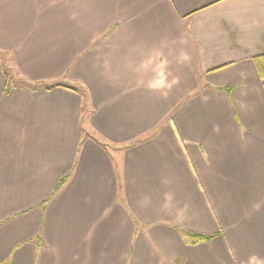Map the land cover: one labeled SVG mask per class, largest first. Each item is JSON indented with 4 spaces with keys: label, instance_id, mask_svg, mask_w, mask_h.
Masks as SVG:
<instances>
[{
    "label": "crops",
    "instance_id": "0c3cea01",
    "mask_svg": "<svg viewBox=\"0 0 264 264\" xmlns=\"http://www.w3.org/2000/svg\"><path fill=\"white\" fill-rule=\"evenodd\" d=\"M260 53L264 0H0V264H264Z\"/></svg>",
    "mask_w": 264,
    "mask_h": 264
},
{
    "label": "trees",
    "instance_id": "16d2710c",
    "mask_svg": "<svg viewBox=\"0 0 264 264\" xmlns=\"http://www.w3.org/2000/svg\"><path fill=\"white\" fill-rule=\"evenodd\" d=\"M253 59L255 61V64H256V66L258 68L259 74H260V76H261V78L263 80V84H264V53H260V54H257L255 56H253ZM38 86H41V84H39ZM187 234H189L194 241L200 240V239H209V238H211L210 235L204 234V233H196V232L187 231Z\"/></svg>",
    "mask_w": 264,
    "mask_h": 264
},
{
    "label": "rangeland",
    "instance_id": "374dc122",
    "mask_svg": "<svg viewBox=\"0 0 264 264\" xmlns=\"http://www.w3.org/2000/svg\"><path fill=\"white\" fill-rule=\"evenodd\" d=\"M5 58V57H4ZM4 60V59H3ZM20 81V80H19ZM31 84V83H30ZM29 85V84H28ZM43 84H41V86H42ZM30 86V85H29Z\"/></svg>",
    "mask_w": 264,
    "mask_h": 264
}]
</instances>
